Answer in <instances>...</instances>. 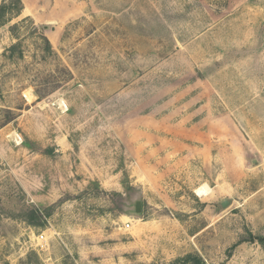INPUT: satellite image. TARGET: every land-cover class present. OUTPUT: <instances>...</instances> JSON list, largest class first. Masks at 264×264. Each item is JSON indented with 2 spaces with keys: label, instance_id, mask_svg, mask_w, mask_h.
I'll list each match as a JSON object with an SVG mask.
<instances>
[{
  "label": "rangeland",
  "instance_id": "374dc122",
  "mask_svg": "<svg viewBox=\"0 0 264 264\" xmlns=\"http://www.w3.org/2000/svg\"><path fill=\"white\" fill-rule=\"evenodd\" d=\"M21 1L0 264H264V0Z\"/></svg>",
  "mask_w": 264,
  "mask_h": 264
},
{
  "label": "trees",
  "instance_id": "16d2710c",
  "mask_svg": "<svg viewBox=\"0 0 264 264\" xmlns=\"http://www.w3.org/2000/svg\"><path fill=\"white\" fill-rule=\"evenodd\" d=\"M22 12L23 4L21 0H0V28L21 16ZM30 22L31 20L26 18L13 25L10 33L16 42L4 50L2 56L5 59H13L17 55L20 58L23 56V51L21 50L22 43L20 40V32L27 28L28 23ZM31 26L33 30H37L33 25ZM35 36H37L36 48L41 54L40 58L45 60L51 55H54L53 49L45 35L43 33H35ZM38 41H41L39 45H37ZM36 94L39 95L37 92Z\"/></svg>",
  "mask_w": 264,
  "mask_h": 264
},
{
  "label": "bare ground",
  "instance_id": "6f19581e",
  "mask_svg": "<svg viewBox=\"0 0 264 264\" xmlns=\"http://www.w3.org/2000/svg\"><path fill=\"white\" fill-rule=\"evenodd\" d=\"M197 195H198L199 197H202V196L206 195V191H205L204 189L197 190Z\"/></svg>",
  "mask_w": 264,
  "mask_h": 264
}]
</instances>
